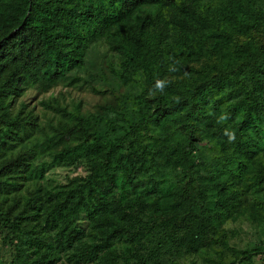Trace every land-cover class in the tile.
I'll return each mask as SVG.
<instances>
[{
  "label": "trees",
  "instance_id": "trees-1",
  "mask_svg": "<svg viewBox=\"0 0 264 264\" xmlns=\"http://www.w3.org/2000/svg\"><path fill=\"white\" fill-rule=\"evenodd\" d=\"M0 264H264V0H0Z\"/></svg>",
  "mask_w": 264,
  "mask_h": 264
},
{
  "label": "rangeland",
  "instance_id": "rangeland-1",
  "mask_svg": "<svg viewBox=\"0 0 264 264\" xmlns=\"http://www.w3.org/2000/svg\"><path fill=\"white\" fill-rule=\"evenodd\" d=\"M84 98L89 99L88 102L92 103V99L89 97L84 96ZM91 100V101H90ZM91 105V104H90ZM76 175H84V169L83 166L78 164L72 167H60L58 165H51L49 168H47V172L45 174V181L54 180L59 183H64L66 181L67 177H72ZM226 228L229 229V231L235 232L237 230L236 234V242L239 241V239L242 241L252 240L253 237L250 234L248 224L245 222H235V223H228Z\"/></svg>",
  "mask_w": 264,
  "mask_h": 264
}]
</instances>
